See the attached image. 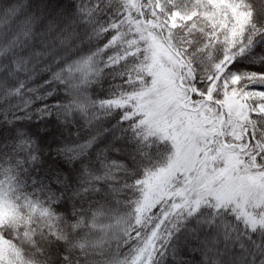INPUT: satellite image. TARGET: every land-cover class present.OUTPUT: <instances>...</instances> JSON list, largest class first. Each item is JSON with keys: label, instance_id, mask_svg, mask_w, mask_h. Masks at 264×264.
Here are the masks:
<instances>
[{"label": "snow or ice", "instance_id": "6c2138e0", "mask_svg": "<svg viewBox=\"0 0 264 264\" xmlns=\"http://www.w3.org/2000/svg\"><path fill=\"white\" fill-rule=\"evenodd\" d=\"M0 264H264V0H0Z\"/></svg>", "mask_w": 264, "mask_h": 264}]
</instances>
